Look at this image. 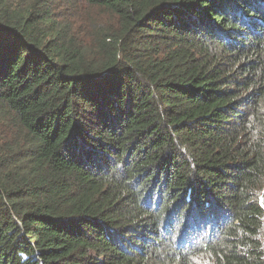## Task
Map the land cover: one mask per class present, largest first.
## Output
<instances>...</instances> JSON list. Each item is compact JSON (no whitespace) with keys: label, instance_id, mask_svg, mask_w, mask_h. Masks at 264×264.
I'll return each instance as SVG.
<instances>
[{"label":"trees","instance_id":"16d2710c","mask_svg":"<svg viewBox=\"0 0 264 264\" xmlns=\"http://www.w3.org/2000/svg\"><path fill=\"white\" fill-rule=\"evenodd\" d=\"M0 264H264V0H0Z\"/></svg>","mask_w":264,"mask_h":264}]
</instances>
